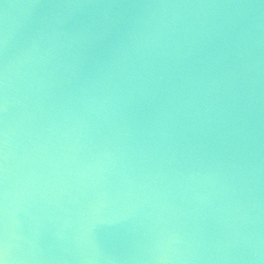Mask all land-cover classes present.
I'll return each mask as SVG.
<instances>
[{
  "label": "water",
  "instance_id": "water-1",
  "mask_svg": "<svg viewBox=\"0 0 264 264\" xmlns=\"http://www.w3.org/2000/svg\"><path fill=\"white\" fill-rule=\"evenodd\" d=\"M7 264H264V0H0Z\"/></svg>",
  "mask_w": 264,
  "mask_h": 264
},
{
  "label": "snow or ice",
  "instance_id": "snow-or-ice-1",
  "mask_svg": "<svg viewBox=\"0 0 264 264\" xmlns=\"http://www.w3.org/2000/svg\"><path fill=\"white\" fill-rule=\"evenodd\" d=\"M0 264H7L6 256L4 255L2 247H0Z\"/></svg>",
  "mask_w": 264,
  "mask_h": 264
}]
</instances>
